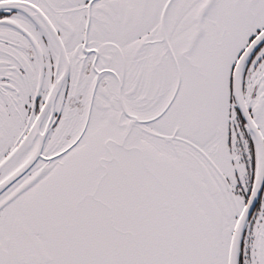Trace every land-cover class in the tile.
<instances>
[{
  "label": "snow or ice",
  "instance_id": "1",
  "mask_svg": "<svg viewBox=\"0 0 264 264\" xmlns=\"http://www.w3.org/2000/svg\"><path fill=\"white\" fill-rule=\"evenodd\" d=\"M0 264H264V0H0Z\"/></svg>",
  "mask_w": 264,
  "mask_h": 264
}]
</instances>
